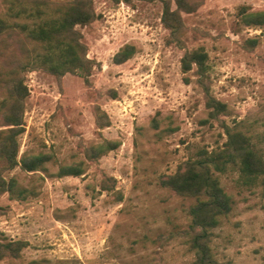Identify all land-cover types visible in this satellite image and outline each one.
Here are the masks:
<instances>
[{"label":"rangeland","instance_id":"1","mask_svg":"<svg viewBox=\"0 0 264 264\" xmlns=\"http://www.w3.org/2000/svg\"><path fill=\"white\" fill-rule=\"evenodd\" d=\"M197 1L194 12L181 13L179 48L166 43L161 2L93 0L98 18L77 27L87 57L98 62L89 83L73 74H25L19 154L50 152L55 162L48 172H8L23 186L37 183L38 193L24 200L0 195V239L27 242L18 257L0 264H196L188 247L191 200L159 178L187 158L218 150L226 127L245 131L264 154V25L244 26L236 15L241 5L263 10L264 0ZM125 44L135 52L115 64L112 56ZM198 46L208 55L209 93L225 105L216 118L208 116L193 72L189 83L182 80L180 58ZM96 108L108 126L97 127ZM103 138L120 145L86 162L82 175L49 174L60 163L83 160V148ZM216 174L232 206L212 229L214 258L264 264V186L243 185L235 167ZM104 177H113V190H100Z\"/></svg>","mask_w":264,"mask_h":264},{"label":"trees","instance_id":"2","mask_svg":"<svg viewBox=\"0 0 264 264\" xmlns=\"http://www.w3.org/2000/svg\"><path fill=\"white\" fill-rule=\"evenodd\" d=\"M131 3L132 0H115ZM159 1L162 5L160 22L168 34L166 43L184 47V21L181 13L194 12L197 0H141ZM172 3L174 7H172ZM237 18L244 26L264 25V9L250 10L241 5ZM98 18L93 0H0V195L6 193L10 199L24 200L38 193L37 183L23 186L9 171L18 167L20 171L34 173L48 172L47 164L54 163V154L39 151L20 153V137L25 131L24 108L29 89L25 74L42 70L57 78L65 74L79 76L85 84L98 62L87 57V47L77 27L91 23ZM255 39H248L250 46ZM135 52L132 44L123 45L112 56L115 64L130 58ZM208 55L202 46L184 50L180 58V70L184 83L190 82L189 73L204 92L205 104L210 118H216L225 110L224 103L215 99L206 83L208 77ZM95 123L98 128L109 125L104 111L96 108ZM151 124L156 127L157 120ZM226 139L214 151L204 152L197 158H187L178 163L174 172L163 174L159 183L177 195L188 198L186 208L189 217L188 247L196 264H231L218 262L210 245L212 229L218 227L230 213L232 200L222 187L217 173L235 167L238 180L243 185L264 186V154L256 148L250 135L240 128H225ZM116 139H102L83 148V160L58 164L56 171L49 173L56 177L80 176L86 162L97 161L101 156L116 149ZM48 175V173H47ZM38 179L42 180L40 175ZM100 190H113V177H104ZM115 199L121 194L113 192ZM27 242L21 239H0V260L18 257Z\"/></svg>","mask_w":264,"mask_h":264}]
</instances>
